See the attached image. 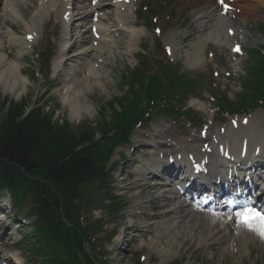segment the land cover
I'll list each match as a JSON object with an SVG mask.
<instances>
[{"label":"bare ground","instance_id":"6f19581e","mask_svg":"<svg viewBox=\"0 0 264 264\" xmlns=\"http://www.w3.org/2000/svg\"><path fill=\"white\" fill-rule=\"evenodd\" d=\"M190 5L196 7V10L191 11L192 20L199 31L204 33L208 32L205 36H199L198 41L193 43L191 46L193 51L190 54H187L189 57V62L193 65H199L202 59V51L207 44L208 41H212L214 43H219L220 41L226 43L229 39L225 36V28L226 25H223V20L219 16V10L217 9L216 4H214L213 0H189ZM56 0H38L36 7L33 9L30 14L29 21L30 24L26 25L28 33H35L34 29L37 30V26L41 19L45 14H49L51 11H55ZM73 6L70 3H65V13H69L67 23L70 21L72 14L75 11L76 6L80 4L79 0H73ZM85 2V1H82ZM91 1L89 0L88 3ZM3 6L0 8V12L4 11V7L7 9V12L11 14L13 19L17 20L16 22H21V13L20 6H26L28 0H0ZM58 3V2H57ZM46 4H50L46 5ZM69 7V8H68ZM87 10V7H85ZM84 13V12H83ZM83 15V14H82ZM88 18L87 13H85L84 17L80 20L84 22ZM129 13L126 11L120 17V21L118 22L117 32L122 33H130V35L136 37L142 35L141 31L130 30L127 27L129 23ZM119 27V28H118ZM84 28H81V31H77L80 36H83ZM208 30V31H206ZM107 27L99 30L98 34L100 35L99 40H90V42L81 41L78 34H75L73 37H70L68 34V40L76 43V47L74 48V52L71 55L70 61L74 58L80 61H87L89 58L93 57V54H100L104 52V49H110V47H106V42L108 43V39L111 33H108ZM67 34V33H66ZM1 35V33H0ZM78 36V37H77ZM11 41L15 44L17 42L14 34L10 36ZM167 45H170L168 38H166ZM65 58V51L61 53V55L56 58L54 62V69H59L60 64L63 62ZM188 60V59H187ZM74 61V60H72ZM75 62V61H74ZM79 65V64H78ZM75 63L72 70V73L69 74L70 78L66 80V84L60 92V97L62 98V103L69 108V115L72 118L79 119L82 116H87L91 112V107L87 105V99L84 97V94L78 90L79 84L84 82L86 84V88L91 86V84L95 85V87L102 86V73L100 70H91L89 68L88 74L85 78L79 79L78 72L81 67H78ZM21 64L16 60L10 62L7 59V56L2 53L1 44H0V87L4 94H9L13 98L17 99L22 95L26 94L28 91L27 84L28 79L20 73ZM92 67V66H91ZM233 140V139H231ZM251 144H259L261 141L257 137H253L250 140ZM145 169L148 170L146 166ZM146 173L141 175V179L144 182V186L146 189H149L154 192L158 197L165 196L167 192L164 188H161L157 185H148L146 183ZM148 178V177H147ZM151 178H148L147 181H150ZM167 200V199H166ZM173 213H177V211H173ZM182 217H174L172 220H162L161 222H154L152 219H148L149 228L151 229V235L153 238L150 239L148 246L157 251L161 256L167 253H171L172 249L175 247H179L182 245L183 240L194 241L196 244H200V241L205 242L210 232L213 231L214 225L217 227H225L227 221L230 222V218L222 219L218 216L212 217L211 220H203L198 216L188 217L187 220H181ZM202 224V226L198 225ZM181 225V226H179ZM230 225V223H229ZM180 234H183L180 239L177 238ZM238 240L243 249V254L241 257L247 253L246 246L248 240H252L248 235L238 236ZM184 242V241H183Z\"/></svg>","mask_w":264,"mask_h":264},{"label":"rangeland","instance_id":"374dc122","mask_svg":"<svg viewBox=\"0 0 264 264\" xmlns=\"http://www.w3.org/2000/svg\"><path fill=\"white\" fill-rule=\"evenodd\" d=\"M156 1L158 2V5L156 7L157 9L165 10V9L170 8L171 0H156ZM247 1L249 3L253 1L255 2V0H247ZM181 3H182V0H176L173 4V7L177 9V11L179 12V16H180V18L177 17L176 19L182 20L181 25L174 27V30H179L180 32L184 31V33L188 32L190 34V40H187L186 42H184L185 45L182 47V48H186V50H189L190 43L193 41H196L197 35L199 34H198L197 29L192 24L191 26L188 25L190 23V21L188 20V14H187L188 9L183 7V4ZM152 4L153 2L151 3V5ZM250 4H253V3H250ZM259 6H261L262 7L261 9L264 10V1H261ZM174 23H175V20H172V23L167 26V29H169L172 25L174 26L175 25ZM245 24L248 26V28L252 32H254V35H259L260 31L256 29V26L254 23L252 24L251 21L249 22L245 21ZM261 33H263V36H264V31H262ZM151 38H152V35L148 33L146 39H143V41L146 40L149 43L148 48L145 49L146 52L149 53L151 56L158 55L162 57L161 51L153 45ZM140 40H141V37L139 39H136V41L133 43V51H130L128 49L123 51L122 49H120L118 55L113 54L112 52L110 56H106L107 62L104 66V69H102V73H103L102 83L103 84L101 87L99 86L94 89L92 88L91 91L89 92L90 96L88 98L86 97L88 101L87 105L92 107L91 115L88 114L87 116H82V118H79V120L70 117L69 108L63 105L62 98L60 97V93H59L60 89L62 88L65 82L64 77H62L60 78V80L58 81L56 80L55 82H49V81L44 82L42 80L40 81L41 83H39L36 80H31V83L28 86V92L19 100H15V98H13L9 94H4L2 89L0 88V107H1L0 120H2L3 122L6 119V115H9V112H8L9 110H5L7 103L8 105L10 104L12 107H15L16 105L19 106L20 102L25 103V106H27L31 103V101H34L35 97H38L42 101L41 102L42 109L53 112L51 115V122H68L74 128L81 127V128L87 129V128H92V126L94 127L96 123L101 122L100 115H99V105L101 103H106V102L108 103V101L110 102L112 98L122 95V91L125 89V86L121 84L120 77H121V74L126 71L125 66H127L128 63H130L127 59V56L131 58V62L133 61L132 63H135L133 58H135L136 56L135 53L138 52V50L141 47V46L138 47L136 43L137 42L139 43ZM123 41L125 43L126 39H123ZM120 48H122V46H120ZM211 49L215 50L217 59L221 65L220 67L224 68L226 64H225L223 57L220 55L218 48L211 47ZM176 55H179L180 57H182L180 61V67H181L182 72L193 75V76L202 74V73L205 74L206 80L202 83V88H199V90L195 93V95L192 96V100H191V101L196 102L198 105L201 104L203 106L200 109H197L194 106V109H197L200 112H202L203 109L205 108V105L207 104V97L211 93V90L209 89L210 77H209L208 69L206 67H204L203 69L188 68L186 65V59L184 57L185 51L183 50H178ZM24 73H31V71L30 70L24 71ZM220 85H221V89H219L218 92L227 94L231 98H234L241 91V87H240L238 80L237 82H234L232 84H230L229 81L223 80L222 82H220ZM200 112L198 113L196 112L193 115H199ZM89 124H91V127ZM0 129H1L0 133H3V128L0 127ZM119 185L116 186V190H115L116 193L119 192V189H118L120 188ZM134 185L135 184L132 182L130 185L128 184L125 185L124 188L130 189L134 187ZM134 190H135V187H134ZM128 194L126 196L129 197ZM144 194L146 197L145 200L151 201L152 196L151 195L148 196L146 192H144ZM144 194H143V197H144ZM109 221L113 222V224H116L118 228L119 225L125 223L124 212H122L121 214H118L116 218H110ZM135 221H139V219H136ZM143 245H146V243H144ZM138 247H140L138 249H141V245H139ZM196 249L197 247L192 246L191 249L188 250L187 245L186 246L184 245V247L181 249V253L184 255L183 258L186 260L184 261L185 264H240L239 262H237V259L234 257L228 258V256H225V257L222 256L223 254L222 251L225 250L226 248H222L221 250L219 249L217 253H213L214 259H211L213 257L212 255H208L205 259L203 255H201L199 252L196 251ZM147 251H148L147 247H145V249L141 252L139 250V253L135 255V258L132 259L129 264H133V261L137 260L140 254L146 255ZM147 256H149L150 264H154L158 260V255L157 253H155V251H153L151 254H148ZM257 257L258 255L255 257H252L253 262H250L249 260H244V262H247L248 264H264V252L262 256L258 257V262H256Z\"/></svg>","mask_w":264,"mask_h":264},{"label":"trees","instance_id":"16d2710c","mask_svg":"<svg viewBox=\"0 0 264 264\" xmlns=\"http://www.w3.org/2000/svg\"><path fill=\"white\" fill-rule=\"evenodd\" d=\"M13 117L14 116L11 115L9 118L13 119ZM44 124V120L41 118H36L28 125H24L25 127H23V129L18 131L16 134H11L9 137H7V139L0 144V158L9 159L14 162H19L20 164L26 163L27 161L33 163V160L29 159L32 158L33 149L38 148L40 141L37 140L33 146H30L33 140L31 141L30 136L28 137L27 134H30V132L28 133L29 130L38 132L39 129L44 126ZM35 138L36 137L33 139ZM58 176L63 178L62 167L58 168Z\"/></svg>","mask_w":264,"mask_h":264},{"label":"snow or ice","instance_id":"6c2138e0","mask_svg":"<svg viewBox=\"0 0 264 264\" xmlns=\"http://www.w3.org/2000/svg\"><path fill=\"white\" fill-rule=\"evenodd\" d=\"M235 215L241 224L250 230L258 231L264 237V213L255 211L250 207H243Z\"/></svg>","mask_w":264,"mask_h":264}]
</instances>
